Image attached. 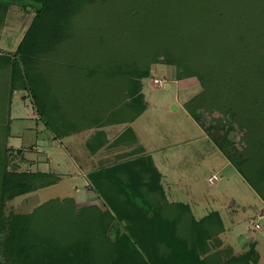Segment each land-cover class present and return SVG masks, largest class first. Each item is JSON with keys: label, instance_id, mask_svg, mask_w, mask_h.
Listing matches in <instances>:
<instances>
[{"label": "rangeland", "instance_id": "1", "mask_svg": "<svg viewBox=\"0 0 264 264\" xmlns=\"http://www.w3.org/2000/svg\"><path fill=\"white\" fill-rule=\"evenodd\" d=\"M65 2L68 7L61 4L59 9H54L56 0L51 2L48 0H0V32L3 31L0 37L2 53L0 107L7 108V101L11 100L13 90L20 86L27 93V98L35 107L40 119L46 121V115H48L54 121L60 110L67 115L69 112L66 109L67 106L71 107L73 100L76 101L74 95L77 94V88L74 87L73 81L71 82L73 73L86 76L92 75L89 73L98 72L105 73L106 76L114 75V81L90 82V88L114 85L119 96L116 95L113 104L117 103L121 107H125L126 104L133 105L132 112L141 109L145 101L147 112L144 116L147 118H141L139 122L141 124L147 122L150 126L147 128L148 132L162 137L161 143L166 145L186 137V134L193 131H189L192 126L196 128L187 119V115L179 105L184 95L180 88L184 85H193L194 93L187 103L191 102L190 109L194 112L193 115L197 118L205 135L217 139L222 144L224 153L229 154L231 161L243 173L245 172L258 191H254L234 166L227 163L221 151L207 140L205 142L210 146L209 155L200 150V154L193 159L192 170L188 172L197 176L196 182L199 186L196 185L193 188L197 198L204 205L208 202L213 203V199H216L215 205L218 208L210 207V209H218L220 212L226 228L221 238L226 246L234 250L233 257L246 255L253 243L255 252L259 254V260L255 264H264V213H262L264 203L261 200V197H264V157L249 154L247 147L252 143L251 136L264 137V79L254 71L253 67L259 62L256 58L258 54H261V62L264 63V0H65ZM40 11L44 16L40 14ZM38 14L41 17L40 22L29 29L30 23ZM168 14L177 22L178 30L184 31L183 28L187 27L183 34L179 32L178 40L182 39V43L176 47L173 46L170 35L165 34L164 29L156 25L159 17L168 19ZM206 21L208 23L205 24ZM240 30L244 31V35H246L245 32L251 33L253 37L257 34L258 38L257 41L252 38L255 42L249 41L253 43L252 48L244 54V69L245 65H251L250 69L244 73V101L238 99L232 106L229 102L231 106L229 107L221 100L217 102L206 98L197 100L204 91L198 74L205 72L211 74L214 65L218 63L222 55H225L223 58H230L226 56L227 51L231 50L230 52L235 56L230 58L234 62L237 61L235 66L241 67L240 62L243 59L236 56L240 50L234 53L243 42L238 36L242 34ZM176 34L175 36L178 35ZM83 37L88 40L94 39L92 42L95 49H91L94 54L87 56L88 53L84 51L87 45H83L84 50L80 51L81 56H75L73 51L81 48L77 41L82 40ZM193 38L196 39L190 40ZM22 40L23 44L30 45L32 49H26L22 45ZM167 41L171 42V46ZM192 42H195L196 46L190 47ZM101 45L105 48L104 51L100 50ZM140 45L143 46L140 47ZM4 58L8 65L7 73L1 66V60ZM13 59L17 66L14 69V82L11 86ZM208 60H210L209 64ZM115 65L121 67L120 70H117ZM179 65L183 71H180ZM145 66L149 68V75L140 80V91L142 89L144 99L138 93L126 96L127 81L115 79H118V76L127 77L126 74H129L132 69L140 70ZM231 66L232 63L228 62L224 69L225 73L232 69ZM101 69L104 72L100 71ZM189 69L194 75L180 78L184 75V70ZM171 74L176 80H171ZM97 76L93 78L96 79ZM155 78L162 79L163 86L155 85L153 83ZM260 78L261 83L258 84ZM129 83L130 87L135 86L134 83ZM87 86L89 89V85L84 84L85 88ZM174 105L179 107L177 111H172ZM44 107H49L48 114L44 111ZM60 115L65 117L63 114ZM50 127L52 128V124ZM7 133L4 110L3 113L0 112V153L4 156L2 170L7 173H39L33 172L35 163L32 161L22 162L24 161L22 150L17 151L7 145L5 141ZM14 143L15 141L12 140L11 145ZM193 144L194 142L191 141L182 142L164 152L167 158V169H169L167 173L173 175L171 171L174 161L170 159H178L181 153L187 152V149L194 152ZM28 149L33 151L34 148L30 146ZM69 149L74 152L72 154L76 156V160L61 158L56 168H53L51 164L50 174L56 176L61 172L63 175L57 183L7 199L0 195V264H14L19 259L18 255L21 253L24 255L25 252L20 240L14 242V239L12 241L9 239L10 230L16 226L12 224L14 217L28 215L37 210L38 212H35L33 216L34 233L43 234L42 229L49 225L48 221L60 218L62 212L59 207L57 208L56 202L49 207L47 202L73 198L76 191H79L78 195L83 198H78L77 204L74 202L73 212L85 213L81 225L87 228L89 225H95L93 229H96V233L98 232L96 237L101 235L100 225H104L108 218L102 219L100 213L108 210L113 214L114 209L98 197L97 180L86 179L76 171V166L84 168L85 165H89L87 160H83L84 156L87 157L83 153L84 147L74 145ZM60 152L61 150L57 149L55 153L58 158ZM210 159L212 164L208 162ZM258 160L261 162L260 168L257 166L260 163ZM206 171L218 176L215 185H210L203 180L202 174ZM75 185H78V190L75 189ZM84 197H90L93 202L86 203ZM54 207L56 209H53ZM52 209L50 218L49 211ZM147 210V208L136 211L117 209L119 213L121 211L133 213V216L128 218L125 214L117 216L108 230L109 240L115 241L118 238L123 246L118 250L116 264H150V258L157 254L154 249L157 248V235L153 232L147 233L144 238L146 242L138 241L135 237V229H145L147 224H142L138 215L141 212L143 215ZM151 211H157L156 216L165 221L164 225L167 223L170 227L184 223L187 229H191L195 225L192 222L194 218L192 219L189 213H186L185 218L178 219L179 216L167 218L157 209ZM196 215H198L197 212ZM110 217L113 216L110 215ZM67 218L68 215L65 214L62 222H66ZM124 220H128V224L132 226L126 225ZM142 221L153 222L146 217ZM151 229L157 231L155 226ZM118 230L128 235L130 241L123 236L119 237ZM174 230L179 233L181 229L178 228V232L175 228ZM143 232L146 233L147 230ZM84 236L86 234L81 237ZM180 236L183 237V235ZM196 243H200L199 237ZM190 247L193 248L192 244ZM95 251L96 255L103 259L104 255L110 253L100 240L95 245ZM85 259V262H90L92 257L90 260ZM226 259V255L219 257L221 261ZM254 259L255 256L250 255L248 262L254 264L252 262Z\"/></svg>", "mask_w": 264, "mask_h": 264}, {"label": "crops", "instance_id": "2", "mask_svg": "<svg viewBox=\"0 0 264 264\" xmlns=\"http://www.w3.org/2000/svg\"><path fill=\"white\" fill-rule=\"evenodd\" d=\"M2 32H0V37ZM1 54L0 52V58H2ZM1 63L7 73L8 65L5 58L1 60ZM170 78L176 80L172 74ZM192 86L179 87L184 93L179 105L187 115V119L196 128L192 126L189 131H193L186 134V137L177 141L174 140L166 145L161 143L162 137L148 132L147 128L150 126L147 122L142 124L139 122L141 118H147V116H144L147 112V105L144 100L145 107L138 115H134L135 113L132 112L133 106L126 104L125 107H117L115 113L100 110V114L96 112L95 115L90 116L89 111H81L76 107L75 102L78 100L76 99V101L73 100L74 103L71 107L67 106L66 109L69 110L67 115L60 110L54 121L46 115V122L38 116L35 107L31 105L27 98L25 90L21 89L20 86L15 87L11 100L7 101V108L0 107L1 113L4 110L6 112V126L8 129L6 143L14 150L23 151L24 161L22 162L28 161L29 163V161H32V163H35L33 172L38 171L58 178L55 183L63 175L61 172L56 176L50 174L51 164L53 168H56L58 167V161L62 160L61 158L63 160L66 158L72 161L76 160V156L72 154L74 152L70 151L72 149H69V147L74 145L83 146V153L87 156H84L83 160H87L89 165H85L84 168L76 166V171L86 179L97 180V187L99 188L96 192L103 203L112 209L147 208L153 210L160 208L163 209L162 213H165L164 215L167 218L177 216H179V219L181 217L185 218L189 213L192 219L194 218V221H192L194 224L212 216V219L218 222L220 227H218L216 235L209 242L210 250L213 252L220 251L227 258H230L233 257L234 250L230 246H226L221 238L226 228L222 222L220 212L218 209H210V207L218 208L215 205L216 199H213V203L202 204L193 188L196 185L199 186L196 182L197 176L188 173L192 170L193 159L200 154V150L209 155L210 146L206 144L207 142L216 147L186 110L185 104L194 93L193 88L195 87ZM140 92L142 93V89ZM67 99L69 100L68 96ZM172 107V111H177L179 108L177 105ZM48 108L44 107L47 114ZM60 114L65 115V117ZM110 119L112 121L108 122ZM51 124L52 128L50 127ZM181 134L183 135V133ZM12 140L15 141L13 145H11ZM206 140L207 142H205ZM189 141L194 142L193 145L196 147H193L194 152L187 149V152L181 153L178 159L171 158L170 160L174 161V166L171 171L173 175H170V173H167L169 169H167V158L164 152L174 145ZM30 146L34 148L33 151H29ZM57 149L61 150L58 154L59 158L55 155ZM210 161L211 159L208 160L209 164H212ZM226 161L231 164L227 159ZM214 174L206 171L205 174H202V178L209 183L208 178ZM75 189H79L78 185H75ZM78 192H75V197L70 198L76 204L78 198H83L78 195ZM84 199L86 203L93 202L90 197H84ZM196 212L198 215H196ZM262 213H264V209H262ZM119 214L126 215L122 211Z\"/></svg>", "mask_w": 264, "mask_h": 264}, {"label": "trees", "instance_id": "3", "mask_svg": "<svg viewBox=\"0 0 264 264\" xmlns=\"http://www.w3.org/2000/svg\"><path fill=\"white\" fill-rule=\"evenodd\" d=\"M48 1L51 2V0ZM56 2L57 4L55 5L54 9H59V6L61 4L67 6L65 0H56ZM41 13L42 11H40V14ZM40 14L34 17L32 22L30 23L29 29L40 22L41 19ZM169 14H168L169 17L168 19L159 17L156 25L162 27V29H164L163 31L165 32V34L170 35L172 44L174 47H176L179 43H182V39L181 41L178 40L179 32L183 34L184 32H186L187 27L183 28L184 31L178 30L177 22L173 20L174 18H171ZM42 16H44V14ZM167 20H168V24H167ZM172 20L174 22H172ZM204 23L206 24L208 22L206 21ZM204 28L208 29L206 26H204ZM175 33H177L178 35L176 34L177 36H175ZM240 33L242 34H238V36L243 40V42H241L242 44L241 43L239 44L240 46L237 47L234 53H238L240 50L239 54L236 56L238 58L243 59L242 62H240L242 64L241 67L239 68L238 66H235L237 64V61L234 62L230 59L235 56H233V53L230 52L231 50L227 51L226 56L230 58L227 57L223 58L225 57V55H222L218 63L214 65L211 74L210 72L207 73L205 72L206 74L205 73L198 74L200 75L199 78L201 84L203 85L204 91L197 98V100H204V98L209 100L211 99L212 102H217L218 100H221L227 105H229V107H231L235 102H237L238 99L239 100L242 99L244 101V73H246L247 72L246 70L250 69L251 67V65L250 66L245 65V69H244V54L247 51H249V49L252 48L251 44L253 43L250 42H255L252 40V38L255 39L256 41L258 40V38H257V34L256 37H253L251 33L245 32L246 35H244V31H241ZM195 39L193 38L190 40L194 41ZM82 40L77 41V44L80 45L81 48L78 51L75 50L73 51V53L75 52L74 53L75 56L78 55L81 56L80 51L84 48L83 45H87L86 50L83 49L84 51H86V53H88L87 56L94 54L93 50L95 49V46L94 43L92 42L94 41V39L88 40V38L83 37ZM167 42L168 45L171 44L170 41ZM247 44L248 46H246ZM22 45L25 46V48L28 50L32 49L30 45L23 44V40H22ZM142 46L143 45H140V47ZM193 46H196L195 42H192L190 47ZM104 49L105 48L101 45L100 50L104 51ZM107 54L108 53L106 52V55ZM256 55L257 54L255 52V56ZM103 56H105V54ZM256 58L259 60V62H257L253 66L254 71L257 72L262 79H264V63L261 62V58H262L261 54H258ZM208 62L210 63V60H208L207 63ZM228 62L232 63L231 66L232 69L229 72L225 73L224 69L227 66ZM11 65L12 66H11L10 85L12 86L15 76L14 69L17 66L15 59L12 60ZM179 66H180V71H183L181 65ZM115 67L117 70H120L121 68L116 65ZM100 71L104 72L103 69H101ZM196 73H198V71H196ZM73 74L74 75L71 77L72 78L71 82L73 81L74 87L77 88L76 89L77 94L74 95L76 99H78L77 102H75L77 108H79L81 111H85V110L86 112L89 111L90 116L92 114L95 115L96 112H99L100 114L101 113L100 110H105L107 112L112 111L115 113L116 108L119 105H117V103L113 104V102H115L116 95L119 96V94H118V90L114 88V85L110 86V84H108L105 88H100V87L97 89L90 88L91 86L90 82H94L97 80L114 81V77H115L114 75L106 76L105 73H100V72L89 73L92 74L91 76H86L84 74H77V75L75 73ZM95 75L96 76L99 75L97 76L98 78L96 77V79H94L93 77ZM126 75L128 76L120 77L117 75L118 79H115V80L122 79L127 81L126 96H130L138 93V95H141L143 99V95L140 92V80L142 78H146L149 75V68L145 66L143 69L140 70L132 69L130 73ZM191 75L192 76L194 75L191 69L184 70V75L181 76L180 78L191 77ZM261 78L260 80H258V84L261 83ZM129 82H131V84L134 83L135 86L130 87ZM86 83L89 85V89L88 86L87 88L84 87V84ZM229 102H231V106ZM190 105L191 102L185 104L186 110L194 118V120L200 125L197 118L193 115L194 112L190 109ZM144 107L145 105H143L141 109L139 110L137 109L134 112L135 113L134 115H138L139 113H141ZM114 113L112 114L114 115ZM110 121L112 120H109L108 122ZM247 133L249 134L248 128H247ZM207 136L216 145L218 150L221 151L224 157L234 166V168L239 172V174L245 179V181L248 182L250 187L254 191H258L257 187L252 183V181L245 174V172L243 173L237 167V165L231 161V157L229 156V154L224 153V148L222 144L218 142L217 139L209 135ZM262 138L264 137H260V136H257L256 138L255 136L250 137V141L252 143L250 146H247L250 151L249 154L253 153L254 155H259V157H264V140H262ZM5 141L3 140L4 143ZM3 159L4 156L3 154L0 153V186H1L0 195L3 198L7 199L30 191H34L46 187L48 185L54 184L58 180V178L40 172L39 173H28V172L7 173L6 171L2 170L4 168L2 166ZM257 166L260 168L261 162L257 164ZM261 200L264 201V197H261ZM53 202H56L57 208L59 207V210H61L62 212L60 213V218L48 221L49 227L47 226L46 228L44 227L42 229L43 234L34 233L35 221L33 219V216L34 214H36L35 212H38L37 210L28 215L14 217L12 224H15L16 226H14V228L10 230L9 239L10 241L14 239V242L15 240L16 241L20 240L23 245L22 247L25 248L24 255L22 253L21 255H18L19 259H17V261L14 262V264H48L49 262L50 264H91V263L116 264L117 263L116 260L118 257L117 256L118 250H120V248H122L123 246L121 242H119L118 238L115 241H110L108 237V230L111 227V222L115 220L117 216H122L121 214H119V212H117V209H114L113 214H111L108 210H105L104 212L100 213L101 218L102 219L108 218V221L105 222L104 225H100V228H102L101 235L99 237H96V234L98 232L96 233V229H93V226L95 225L92 226L89 225L88 228L81 225V222H83L82 217H85V213L82 214L78 212L77 213L73 212L72 208H74L75 204L72 199L68 198L64 201H56V200L48 201L47 202L48 207L49 205L52 206ZM53 209H56V207H54ZM53 209L49 211L50 218ZM140 209L141 208H135L131 210L136 211ZM157 210H159L160 212L163 211V209L160 208ZM156 212L157 211L147 210L144 211L143 215L141 212L138 215L140 216L139 220L141 221L142 224L144 223L147 224H145V229L142 230L135 229L136 231L135 237L138 241L142 240L143 242H146L144 238L147 233L153 232V234L157 235L156 236L157 248H154L157 254H154L153 257L150 258V264H238V263L250 264L248 262L250 255L255 256V259L252 261L254 262V264L257 263L258 261V254L254 250L253 243L249 252L246 255L242 256L243 258L240 256L236 258L230 257L224 261L219 260V257L223 256V253H221L220 251L213 252L212 250H210L209 242L216 235V232L218 231V227H220L218 222L212 219V216L207 217L205 220H203L200 223H196L191 229H187V226L184 223L182 224L178 223L179 226H175V227H170V225L169 224L167 225V223L166 225H164L163 222L165 221L158 218L156 216ZM65 214L68 215V218L66 222H62V220H64ZM110 215H112L113 217H110ZM128 216L129 217L133 216V213L131 214L126 213L125 217L128 218ZM144 217H146L147 220H153V222L150 223L147 221H142ZM69 218H71L72 220ZM124 221L126 225H128L129 227L132 226L128 224L129 223L128 220H124ZM152 226H155L157 231L151 229ZM174 228L177 230V232H178V228H180L181 230L179 231V233H176ZM144 230H147V232L144 233L143 232ZM59 233L61 234L59 235ZM83 234H86V236L81 237ZM118 234L120 235L119 237L123 236L125 239L127 238V240L130 241L129 236L124 233H121L120 230H118ZM180 235H183V237ZM197 237H199L200 239L199 244L196 243ZM93 240H95V242ZM99 240L105 245L106 249L110 251V253L104 255L105 257L104 259L103 257L99 258L96 255L95 245ZM191 244L193 248L190 247ZM88 252H90V254ZM90 257H92V260L90 261L91 263L88 261L85 262L86 260L85 258L90 260Z\"/></svg>", "mask_w": 264, "mask_h": 264}, {"label": "built area", "instance_id": "4", "mask_svg": "<svg viewBox=\"0 0 264 264\" xmlns=\"http://www.w3.org/2000/svg\"><path fill=\"white\" fill-rule=\"evenodd\" d=\"M153 83H154L155 85L159 86V87L163 86V80H162V79H157V78H155V79L153 80ZM217 180H218V176L215 175V174H214V175H211V176L208 178V182H209L210 184H215Z\"/></svg>", "mask_w": 264, "mask_h": 264}]
</instances>
